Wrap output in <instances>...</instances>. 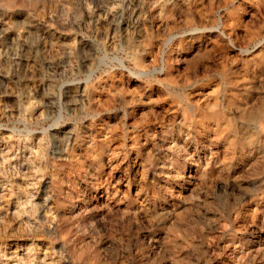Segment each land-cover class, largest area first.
Returning <instances> with one entry per match:
<instances>
[{
    "label": "rangeland",
    "instance_id": "1",
    "mask_svg": "<svg viewBox=\"0 0 264 264\" xmlns=\"http://www.w3.org/2000/svg\"><path fill=\"white\" fill-rule=\"evenodd\" d=\"M0 264H264V0H0Z\"/></svg>",
    "mask_w": 264,
    "mask_h": 264
},
{
    "label": "bare ground",
    "instance_id": "2",
    "mask_svg": "<svg viewBox=\"0 0 264 264\" xmlns=\"http://www.w3.org/2000/svg\"><path fill=\"white\" fill-rule=\"evenodd\" d=\"M232 17V16H231ZM201 29V28H200ZM124 86V85H123ZM40 201V200H39ZM106 204H107V202H106ZM109 206V205H108ZM7 215V214H6ZM10 225V224H9ZM6 237V236H5Z\"/></svg>",
    "mask_w": 264,
    "mask_h": 264
}]
</instances>
